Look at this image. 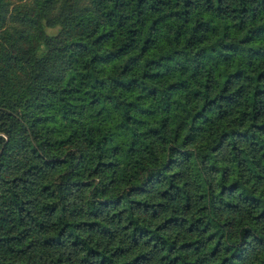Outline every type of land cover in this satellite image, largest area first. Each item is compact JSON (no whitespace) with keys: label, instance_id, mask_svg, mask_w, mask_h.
I'll list each match as a JSON object with an SVG mask.
<instances>
[{"label":"trees","instance_id":"obj_1","mask_svg":"<svg viewBox=\"0 0 264 264\" xmlns=\"http://www.w3.org/2000/svg\"><path fill=\"white\" fill-rule=\"evenodd\" d=\"M0 0V264H264V0Z\"/></svg>","mask_w":264,"mask_h":264},{"label":"rangeland","instance_id":"obj_2","mask_svg":"<svg viewBox=\"0 0 264 264\" xmlns=\"http://www.w3.org/2000/svg\"><path fill=\"white\" fill-rule=\"evenodd\" d=\"M27 2H30L31 0H26ZM11 4L8 8V12L6 14V23H5V26L4 28H8V29H11L13 26H16L17 25V22H13L12 21V13H13V8L14 6H16V4H19V1L18 0H11ZM1 33L2 31H0V40H1Z\"/></svg>","mask_w":264,"mask_h":264}]
</instances>
